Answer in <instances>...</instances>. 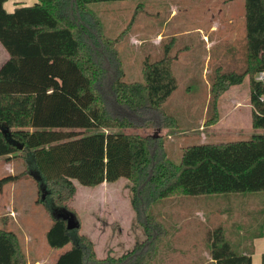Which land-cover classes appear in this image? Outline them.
<instances>
[{
	"label": "trees",
	"instance_id": "16d2710c",
	"mask_svg": "<svg viewBox=\"0 0 264 264\" xmlns=\"http://www.w3.org/2000/svg\"><path fill=\"white\" fill-rule=\"evenodd\" d=\"M7 1L0 0V44L10 56L0 68V157L10 160L20 153L29 175L39 173L38 204L53 221L47 243L53 249L71 246L55 264L110 261L97 259L92 241L81 234L80 218L69 206L77 192L74 181L92 187L125 178L131 184V206L148 238L112 263L137 258L162 243L169 231L166 220L153 212L160 201L264 193V134L191 145L174 163L159 137L116 131L173 126L164 106L178 88L173 72L177 56L169 46L162 59L145 61L142 82L123 81L119 67L107 62L106 53L115 54L116 41L106 37L90 5L128 0H38L12 13L5 9ZM248 1L264 32V0ZM261 72L263 50L248 54L243 72L217 75L211 124L219 119V98L249 78L252 127L264 130V81L256 79ZM102 84H107L105 97ZM23 176L1 179L0 188ZM55 210L67 215L58 217ZM71 217L77 225L73 228ZM207 242L216 264H252V257L240 255L222 227L209 230ZM0 264H27L13 231L0 229Z\"/></svg>",
	"mask_w": 264,
	"mask_h": 264
},
{
	"label": "rangeland",
	"instance_id": "374dc122",
	"mask_svg": "<svg viewBox=\"0 0 264 264\" xmlns=\"http://www.w3.org/2000/svg\"><path fill=\"white\" fill-rule=\"evenodd\" d=\"M195 1H200L201 4H195ZM202 1L128 0L90 5L101 19L106 37L111 41H116L113 50L115 54L106 53V56L109 57L107 62L109 64L114 62L116 67H119L123 81L127 83L142 82L145 61L156 62L165 55V45L170 40L153 46L155 45L153 39L164 28L163 23L170 15L172 5H175L180 11L181 16L177 20L182 18V22L185 23L184 28L193 30L197 26H203ZM240 3L241 0H235L233 3L235 10L240 9ZM184 9L189 11L186 15L182 11ZM223 35L222 33L221 37ZM230 35H224L220 46L210 52L206 51L199 34L179 39L172 54L181 52L186 45L190 46V51L175 66L174 74L179 78L178 88L164 106L166 118L171 119L170 123L174 120L173 126L165 129L125 128L116 129V131L159 137V143L163 145L164 151L174 163L180 162L183 149L189 145L227 143L250 139L252 135H248L247 130H245L250 124L247 109L242 108L233 116V119L228 118L222 125L214 126L216 123H210L214 113L209 103L210 100L207 99L209 96L211 97L212 85L217 75L230 71L243 72L247 67L248 54L246 51L238 58L233 57L232 60L231 57L227 56L228 50L226 48L232 46ZM262 41L264 46V39ZM1 49L3 48L1 47ZM3 51L6 56L0 57V67L4 63L3 60L9 56L4 49ZM207 57L209 60L212 58L210 63L206 62ZM222 58L224 60L220 65V70L217 71V64ZM187 60L191 62L190 82L185 79L187 71L183 67V62ZM106 86L107 84H102L100 87L104 97L106 96L104 90ZM232 89L227 94L228 96H225L226 99L218 105L222 115L228 116L232 112L227 97L235 96L244 102L250 100L248 81ZM206 108H208L207 114ZM229 121L240 123L242 132L227 134L225 131ZM212 125L213 127L210 128L209 126ZM92 132L88 131V134ZM204 136L208 138V141H202ZM21 155L18 153L12 156L10 160H7V157H0V180L9 175L24 174L18 182L6 184L0 188V195H3L5 204H10V199L16 197L20 204L22 202V205L17 204L19 208L22 206V210L15 219L8 216L0 217V229L12 230L17 234L27 264H55L57 259L71 246L53 249L47 244L46 232L53 221L48 212L38 204L41 197L39 183L29 175ZM74 183L77 187V193L69 202V206L76 211L80 218L81 234L92 241L97 259L110 260L105 264H185L186 260H191L194 252L198 251L199 248H194L195 246L202 245L201 249H209L207 233L209 230L218 227L225 229L229 240L233 242L240 255L252 254L253 239L259 238L263 234L264 193L204 197L209 201L218 198L225 199L222 212L217 216L222 220L218 221L217 224L208 223L207 230L200 227L198 221L200 218L198 217L197 220V217H193V211L189 212V210L186 211V209L183 210L179 206H175V202L178 203L182 200H165L156 203L153 207V212L162 216L167 223L169 232L162 243L152 244L137 258L130 257L126 261L112 263L113 260L127 255L137 243L141 244L148 238L142 226L138 224L131 206V184L125 178L110 183L107 188L83 186L78 181H74ZM43 185L41 186L43 187ZM104 195H107L109 202L105 201ZM176 209L180 210L177 212ZM209 210L213 212L211 209ZM55 211L58 217L67 215L65 210ZM176 214L178 216H175ZM188 217H191V220L186 219ZM10 218L13 224L8 225L6 223ZM179 222L182 224H178ZM190 223L195 229L191 227L192 232L183 231L186 228L190 229ZM195 234L201 239L197 245L193 241ZM243 250H247V252Z\"/></svg>",
	"mask_w": 264,
	"mask_h": 264
},
{
	"label": "crops",
	"instance_id": "0c3cea01",
	"mask_svg": "<svg viewBox=\"0 0 264 264\" xmlns=\"http://www.w3.org/2000/svg\"><path fill=\"white\" fill-rule=\"evenodd\" d=\"M175 2H182V0H172ZM195 4H201L200 1H195ZM36 3H38V0H8L5 3V9L7 12L12 13L15 11V9L18 6H34ZM235 3V0H203L202 1V16H203V26H197L196 29L190 30L188 28H184L185 23L182 22L183 19L177 20L179 16H181L179 9L176 8L175 5H172V9L170 12V15L166 18L164 24V28L158 32L155 36V39H153V42L156 45H159L163 43L166 40H170L169 43L165 45V52L166 53V47H170V54L173 55V50L175 46L177 45L179 39L185 36H190L194 34L200 35V40H202L203 44L206 47V51L210 52L214 48L219 47L222 41V38L225 37L228 34H231L229 37L232 39V46L227 47L228 50L226 52L227 56L231 57V60L233 57H240V55L246 51L247 54L256 53L260 50L264 51L263 41L264 39V32L260 26L257 25V15L256 10L254 6L249 3L248 0H241V6L240 9H236L233 5ZM184 11V15H186L187 12H189L187 9L182 10ZM224 34L223 37H221V34ZM171 38V39H169ZM0 46L4 49V47L0 44ZM0 47V57L6 56L3 49ZM190 46L186 45L183 50L173 56H177V59L173 62V72H175V66L176 64L180 63L184 56H186L187 53L190 51ZM218 49V48H217ZM5 50V49H4ZM243 50V51H241ZM6 51V50H5ZM7 52V51H6ZM8 53V52H7ZM9 55V54H8ZM225 57V55H224ZM10 56H8L7 59L3 60L4 63L1 65V67L9 60ZM224 58L219 60L218 66L216 67L217 71L220 70V65L223 62ZM212 61V58L207 57L206 62L210 63ZM182 64V63H181ZM0 67V68H1ZM183 67L187 71L185 74V79L187 82L191 81V62L189 60L183 62ZM216 71V73H217ZM233 72V71H230ZM177 78V81H179V78L176 74H174ZM208 75V71H207ZM249 82L250 87V80L249 78L245 79L244 82ZM208 85V84H207ZM210 86V84L208 85ZM240 86V85H239ZM238 86L231 87L228 91H226L218 100L217 109L219 119L218 122L214 126L222 125L226 122L228 118L231 117L233 119V116L237 114V112H240L242 108L248 110V116L250 118V124L249 127H246L245 130H247L248 135H255V134H264V130H255L252 127V105L250 100H247L248 102H244L240 99H238L235 96L227 97V102L231 104L230 107H232V112L229 113L227 116L222 115L221 112H219V103L222 100H225L228 96L227 94L230 92L232 88H236ZM233 91V89H232ZM234 94V93H232ZM237 94V93H235ZM251 94V91H250ZM208 101L211 100V97L209 96ZM210 103V102H209ZM246 103V104H245ZM229 104V105H230ZM206 114L208 112V108L205 110ZM226 126V124H225ZM210 128L213 127L209 126ZM208 128V127H207ZM252 128V129H251ZM205 129V127H204ZM242 128L240 123L237 124L235 121H229V125L225 132L227 134L234 133V132H242ZM232 133V134H233ZM202 141H208V138L204 136ZM191 146V145H189ZM110 185V183H103L100 185L102 188H107ZM105 186V187H104ZM77 193V192H76ZM105 201L109 202V199L107 198V195H104ZM225 199H214L212 201H209V199L204 198H186L182 201H179L178 203L175 202V206H179L180 209H183L186 211L189 210V212L193 211V217L200 218L199 223L200 227L204 230H207L208 223L217 224L218 221H221L222 219L217 217L222 212V207L225 205ZM18 205H22V202H18L17 197L14 199H10V204H5L3 200V195H0V217L1 216H8L13 217L15 219L16 215L19 216L21 214L22 206L19 208ZM183 206V208H182ZM180 209H176L178 212ZM211 209L213 212H210ZM207 211V212H204ZM175 216H178L177 214ZM9 219L6 224L10 225L13 224L12 219ZM188 220H191V217L186 218ZM224 220H226L224 218ZM17 221V220H16ZM178 224H182V222H179ZM190 229L187 228L183 231L192 232V228L195 229V227L190 223ZM52 225V224H51ZM19 226V223H18ZM51 226H49L50 228ZM192 227V228H191ZM49 228L47 229V232L49 231ZM7 230V229H3ZM182 230V229H181ZM12 231V230H8ZM14 232V231H13ZM46 232V234H47ZM203 233V232H201ZM191 236V235H190ZM192 237V236H191ZM29 239V237H28ZM193 241L196 242V245L201 239H199L198 235L195 234L193 236ZM48 244V243H47ZM198 247V251L194 252V255H192L191 260H186L185 264H216V262L211 258L209 255L208 249H201L202 245L195 246L194 248ZM253 252L252 254L246 253L243 255H250L252 257V264H262V257L264 254V228H263V234L259 238L253 239ZM249 249V248H248ZM244 252H247V250H243ZM56 263V262H55Z\"/></svg>",
	"mask_w": 264,
	"mask_h": 264
},
{
	"label": "water",
	"instance_id": "95a60500",
	"mask_svg": "<svg viewBox=\"0 0 264 264\" xmlns=\"http://www.w3.org/2000/svg\"><path fill=\"white\" fill-rule=\"evenodd\" d=\"M21 148H22V147H21ZM32 175H33L34 179H36L37 181H41V178H40L38 172L32 173ZM75 226H77V225L75 224V220H74V218L71 217V218H70V224H69V227H70V228H73V227H75Z\"/></svg>",
	"mask_w": 264,
	"mask_h": 264
},
{
	"label": "built area",
	"instance_id": "2783aa9c",
	"mask_svg": "<svg viewBox=\"0 0 264 264\" xmlns=\"http://www.w3.org/2000/svg\"><path fill=\"white\" fill-rule=\"evenodd\" d=\"M256 79L258 80V81H264V72H261V73H259L258 75H257V77H256Z\"/></svg>",
	"mask_w": 264,
	"mask_h": 264
}]
</instances>
